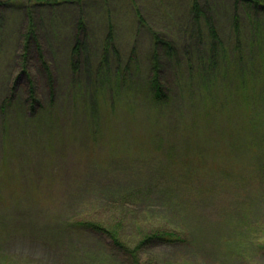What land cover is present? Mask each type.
I'll use <instances>...</instances> for the list:
<instances>
[{
  "label": "rangeland",
  "instance_id": "374dc122",
  "mask_svg": "<svg viewBox=\"0 0 264 264\" xmlns=\"http://www.w3.org/2000/svg\"><path fill=\"white\" fill-rule=\"evenodd\" d=\"M210 1L221 43L206 57L190 0H0V222L21 225L10 236L0 225V264H75L71 223L83 219H124L132 239L183 231L185 244L146 255L153 264H264V181L231 128L264 94V32L251 42L234 0ZM28 11L50 79L34 43L22 60ZM156 34L177 52L160 69L161 109L148 91Z\"/></svg>",
  "mask_w": 264,
  "mask_h": 264
},
{
  "label": "trees",
  "instance_id": "16d2710c",
  "mask_svg": "<svg viewBox=\"0 0 264 264\" xmlns=\"http://www.w3.org/2000/svg\"><path fill=\"white\" fill-rule=\"evenodd\" d=\"M190 1L188 13L189 27H191V29L194 31V28H201L204 26L209 33V41L206 42L203 36L204 28L197 29V32L199 31L198 37L197 32L195 33V36L197 37V46L199 48V52L194 54H203L207 57L209 54H213L214 50L221 43L213 17L212 1ZM55 2L51 1L47 4L54 5ZM232 14L234 26L237 30L240 26V20L242 18H245L250 22L251 42H253L255 38L264 32V0H234ZM25 17L28 20V28L26 34L22 37V48L24 49L22 60L26 62L29 56L28 52L30 44L34 43L38 62H41L45 68L47 67L46 71L50 79L52 77L48 71L49 67L46 64L43 49L38 39L37 27L32 12H26ZM139 19H141L140 16ZM83 28L84 21L82 20L77 23V29H79V32H81ZM153 40L155 55L152 58L148 91L150 93L151 99L156 104H158L159 109H161L166 105L169 96L166 93V86L164 84V80L161 77L160 69L168 63L166 62L168 59H176L177 52L172 42L162 39L158 34L154 35ZM193 41L187 45V47L191 46ZM105 44V54L102 57L104 59L107 58L106 54L108 56V51L112 49L113 38L111 35L106 38ZM79 45L80 39L78 38L73 49L74 54H76L79 50ZM212 58L213 55L210 57V60ZM115 78L122 83L124 82L123 76L121 74H117ZM29 81L31 88V99L37 100V98L34 96V82L30 75ZM261 96H264V94L260 93L258 98L255 95H251L248 98L247 107L250 113L248 120L249 122L246 121V124L232 122L231 128L239 138H246V141L249 142V150H255L254 156L256 170L258 172L257 176L264 181V126L258 127L256 126L257 124H254L257 123V121H260L264 116V109H262L263 107L261 106V102H259V98ZM27 101H29V99H23L22 103L28 110ZM35 107V104H30L31 110H34ZM6 215L8 214L3 215V217ZM124 222V219H121V221H119L117 224L109 222L104 223L93 219H83L76 220L73 222V224L71 223V227L73 226L76 229L75 234L77 236L73 241V246L76 250L75 254L78 255V257H75L74 263L95 264L97 261H100L101 264H153L155 263L154 261H151L148 258L146 259V255L148 253H153L155 251L159 252L161 249L166 247L175 248L179 244H185L187 242V238L183 231L169 230L167 228H147L148 232L144 233L143 236H138L137 238L133 237L134 239H132V237H129L123 232ZM141 222L145 221L140 220L138 224ZM0 225L4 228V231L6 234H8V236H10L12 232L16 233L21 229V225L14 221L13 218L11 219V224H9L10 226L5 225L2 222H0ZM140 228H144V226ZM84 236H89L94 240H97L98 246L95 248L89 247L88 245H81L83 242L81 240H83ZM46 241H49L51 245L54 246L58 244V242H56V237L52 235L51 237H47ZM262 250H264V244L262 246ZM3 264H11V261H5Z\"/></svg>",
  "mask_w": 264,
  "mask_h": 264
}]
</instances>
